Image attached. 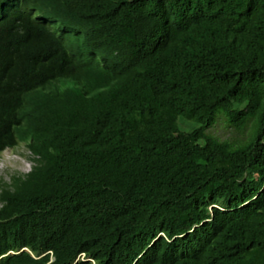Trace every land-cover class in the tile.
Returning a JSON list of instances; mask_svg holds the SVG:
<instances>
[{"label":"trees","instance_id":"1","mask_svg":"<svg viewBox=\"0 0 264 264\" xmlns=\"http://www.w3.org/2000/svg\"><path fill=\"white\" fill-rule=\"evenodd\" d=\"M16 141L0 264H264V0H0Z\"/></svg>","mask_w":264,"mask_h":264},{"label":"rangeland","instance_id":"2","mask_svg":"<svg viewBox=\"0 0 264 264\" xmlns=\"http://www.w3.org/2000/svg\"><path fill=\"white\" fill-rule=\"evenodd\" d=\"M208 132L219 138L220 140L239 141L245 137L244 133L239 132L234 127L230 126L225 116L220 115L217 122L208 129ZM25 148L22 145H12L0 154V173L3 172V177L10 179L12 173H26L31 169L30 163L27 160L21 159L19 156ZM25 155L28 151H24ZM9 167V168H7ZM7 168V169H6Z\"/></svg>","mask_w":264,"mask_h":264},{"label":"clouds","instance_id":"3","mask_svg":"<svg viewBox=\"0 0 264 264\" xmlns=\"http://www.w3.org/2000/svg\"><path fill=\"white\" fill-rule=\"evenodd\" d=\"M28 19H30L33 23H38L39 27L40 28H43L45 29L48 33H52L53 36H58L60 33H61V28H64V24H62V21L60 18H57L56 15L53 14L52 17H48L46 15H44L42 12H33L31 13V16H28L26 15ZM19 22L22 21V18H18ZM69 52V51H68ZM69 54L71 55V53L69 52ZM22 145L25 150L24 151H28V153L25 155L24 151H22V153L19 154V156L21 157V159H25L28 161V163H30V167L31 169L29 171H27L26 173H12L10 175V179L7 180L6 177H7V173L5 174L6 177H3L4 175L3 172L0 173V194L2 192V182L3 181H7V182H10L11 180V177L13 175H24V174H27L29 173L30 171H32L34 165L36 164L34 158H35V155L33 154V152L29 149V147L27 146V144L24 142V141H16L14 142L12 145ZM12 145H8V146H5L3 147L1 150H0V154L3 153L8 147L12 146ZM1 168V167H0ZM9 168V167H7ZM6 168V169H7ZM2 205L1 201H0V206ZM22 250H27V251H30L27 247L23 248ZM84 257V255H83Z\"/></svg>","mask_w":264,"mask_h":264}]
</instances>
